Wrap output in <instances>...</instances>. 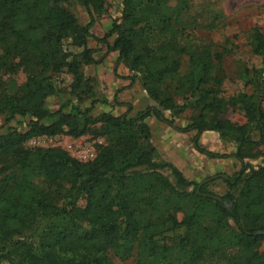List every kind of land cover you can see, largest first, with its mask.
<instances>
[{"label": "trees", "instance_id": "1", "mask_svg": "<svg viewBox=\"0 0 264 264\" xmlns=\"http://www.w3.org/2000/svg\"><path fill=\"white\" fill-rule=\"evenodd\" d=\"M67 1L0 0V75L27 73L22 86L9 90L0 78V117L7 125L17 116L30 117L28 132L11 126L0 132V264H115L109 251L135 253L136 264H264V165L245 163L259 157L264 145V32H253L258 62L243 72L244 78L251 75L246 84H254L253 92L226 98L221 87L227 50L214 53L186 35L189 24L200 25L190 15L191 0L174 5L172 0H122V15L103 37L92 28L95 16L105 13L106 0H80L90 16L86 25ZM217 18L206 27L218 28ZM91 39L117 52V63L133 73L132 83L139 79L157 107L134 117L127 112L95 117L99 100L85 110L47 107L56 92L55 77L64 71L73 76L72 95L80 103L93 96L94 80L81 72L82 64L99 63ZM69 46L82 51L74 55ZM186 55L189 67L181 73ZM192 99L200 114L181 130L196 132V149L225 157L201 146L205 131L237 145L233 156L241 170L221 176L228 185L224 194L209 189L214 177L192 181L174 164L158 160L151 142L147 119L154 115L173 124L163 111L181 114ZM230 106L244 113L245 123L223 116ZM88 132L105 143L85 162L59 146H25L37 136L77 139ZM29 171L44 175L45 191L28 182ZM83 197L86 204L79 206Z\"/></svg>", "mask_w": 264, "mask_h": 264}, {"label": "rangeland", "instance_id": "2", "mask_svg": "<svg viewBox=\"0 0 264 264\" xmlns=\"http://www.w3.org/2000/svg\"><path fill=\"white\" fill-rule=\"evenodd\" d=\"M176 3L175 0L170 2L171 5ZM65 5L76 16L82 25L88 24L90 16L82 5L80 0H68ZM192 9L190 15L197 18L199 26L196 23L187 26L186 35L190 37L193 44L201 47L205 46L214 53L222 51L226 48L227 52L224 56L223 70L224 79L221 89L223 96L226 98L238 94L239 92L252 93L255 86L253 83L246 84L251 75L243 77L246 68H252L258 62L254 57L251 49V36L258 29L264 32V0H191ZM106 10L103 15L95 16V24L92 32L99 37H103L112 27L115 19L122 15V0H106ZM201 14V15H200ZM218 16L215 20L218 28L208 29L206 26L210 21ZM185 18H188L185 16ZM115 36L109 41L112 43ZM71 40L66 41V46ZM90 46L97 50L95 56L99 63L85 65L82 64L81 72L86 78L94 80V94L83 102L72 95L71 84L73 76L64 71L55 77L56 92L47 99V107L51 111L59 109L62 105H66V110L72 105H78L85 110L91 105L92 100H99L93 108L92 115L97 117L103 112H112L115 115H123L127 112L129 117H134L138 112L148 108L157 107V103L152 100L144 90L141 82L137 79L134 83L130 82L131 91L126 95L124 88L117 89L116 83L113 81L120 77V73H124L121 69L117 72L121 63H117V52H107L105 44L98 43L94 39L90 40ZM200 47V48H201ZM74 55L79 54L82 48L69 46ZM2 52L0 48V53ZM113 54V55H112ZM110 55V56H109ZM126 67V66H125ZM189 57L186 55L182 59L180 68L181 73L188 70ZM127 68V67H126ZM112 69V70H111ZM126 72L130 76L133 73L127 68ZM1 83L8 90L11 86L20 87L27 80V73L23 70L15 74H1ZM0 83V84H1ZM259 85V81H256ZM116 86V87H115ZM10 90L9 92H12ZM123 93V94H122ZM147 96V97H146ZM139 99L138 109H133V103ZM182 104V100L179 101ZM189 108L181 114L171 113L164 110L163 115L168 120H173V124L160 120L152 115L147 119L152 131V144L157 148L158 160L177 164L186 178L192 181L201 182L207 178H212L209 189L217 194H224L228 185L221 179L222 175L233 176L241 170V163L233 156L237 152V145L233 142L224 140L216 131H205L199 135V143L208 151L214 152L225 157H211L205 153L199 152L195 148L196 132H184L181 128L186 127L193 116L200 114V109L194 105V100H189ZM129 106L131 110L129 111ZM264 107V104H263ZM223 116L233 122L245 123L246 117L239 109L231 106ZM30 117L17 116L9 125L5 124L4 117H0V126L3 132L8 126L16 129L20 133H26L29 130ZM98 127V125H96ZM257 140L258 135L254 134ZM105 143V138L94 136L93 132L73 139L64 135L56 136H37L30 138L25 146L30 149L61 147L65 149L71 156L80 161H89L96 157L98 146ZM262 151L257 158H247L245 163L251 164L258 168L264 165V145L258 147ZM90 150V151H88ZM91 152V155L89 154ZM171 181H175V177L171 170L163 171ZM4 176H2L3 178ZM1 179V177H0ZM28 182L38 191H45L47 184L44 175L41 172L29 171ZM86 204V197L78 202L79 206ZM87 229V224H84ZM108 256L115 264H136V254L129 253L122 255L114 251H109Z\"/></svg>", "mask_w": 264, "mask_h": 264}, {"label": "crops", "instance_id": "3", "mask_svg": "<svg viewBox=\"0 0 264 264\" xmlns=\"http://www.w3.org/2000/svg\"><path fill=\"white\" fill-rule=\"evenodd\" d=\"M91 45V44H90ZM113 55V54H112ZM110 56V55H109ZM95 58L97 59V57L95 56ZM121 69H123L124 70V73H120V77L118 78L117 77V80H115V81H113V83H116V85H117V89L119 90L120 88H122V87H126V88H124V93H126V95L128 94V93H130V91H131V88L132 87H130L131 86V84H130V86H128L129 85V83L131 82V80L128 78V76H123V75H129L127 72H126V67H125V65L124 64H120V66H119V69H118V73H119V71H121ZM112 70V69H111ZM116 87V86H115ZM123 94V93H122ZM148 96V95H147ZM146 96V97H147ZM140 100L139 99H137V100H135L134 102H132L133 103V109L134 110H136V109H138V111L140 110L139 108L140 107H137V105L140 103L139 102ZM196 148V147H195ZM177 168H180V167H178V165L177 164H174Z\"/></svg>", "mask_w": 264, "mask_h": 264}, {"label": "water", "instance_id": "4", "mask_svg": "<svg viewBox=\"0 0 264 264\" xmlns=\"http://www.w3.org/2000/svg\"><path fill=\"white\" fill-rule=\"evenodd\" d=\"M222 176L225 177V178H228V175H225V174H224V175H222Z\"/></svg>", "mask_w": 264, "mask_h": 264}, {"label": "built area", "instance_id": "5", "mask_svg": "<svg viewBox=\"0 0 264 264\" xmlns=\"http://www.w3.org/2000/svg\"><path fill=\"white\" fill-rule=\"evenodd\" d=\"M88 151H90V150H88ZM89 154L91 155V152H89Z\"/></svg>", "mask_w": 264, "mask_h": 264}]
</instances>
